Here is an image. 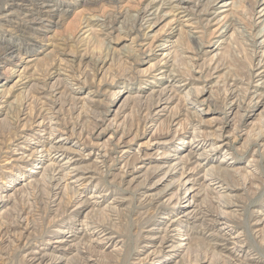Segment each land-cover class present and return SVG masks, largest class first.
Masks as SVG:
<instances>
[{"label":"rangeland","instance_id":"obj_1","mask_svg":"<svg viewBox=\"0 0 264 264\" xmlns=\"http://www.w3.org/2000/svg\"><path fill=\"white\" fill-rule=\"evenodd\" d=\"M152 1V14L141 20L140 13ZM175 1L0 0V192L4 195L3 187H15L8 188L13 194L8 201L0 202V264H29L27 251L50 246L48 242L63 230L60 228L69 233L72 222L79 227L73 218L84 216L112 224V235L125 247L123 252L95 247L90 252L92 264H177L174 260L178 264H224L227 258L219 255V248L197 226L188 229L189 246L176 258L164 252L163 257L142 260L143 245L159 236L153 234L163 226L159 221H165V216L175 218L179 209L147 208L150 206L143 203L145 194L163 189V183L153 184L166 170L157 169L159 157L166 155L169 161L190 152L202 163L208 161L205 169H213L212 173L226 175L233 169L231 173L239 174L227 177L228 184L239 187L233 200L242 206L239 214L232 213L241 220L231 229L234 234L244 231V252L257 259L252 264H264V231L253 228L255 217L264 212V141H255L258 134H264V98L256 95L264 92V13L260 12L264 5H257V0ZM227 1H234L233 7L222 6ZM28 8H34L29 15L25 13ZM163 86L171 87L169 103H162L167 108L151 119L147 116L155 111V100L147 94ZM186 98L188 103H184ZM232 102L240 104L238 113L246 123L263 109L261 119L230 134L220 153L202 159V150L215 141L211 138L205 147L195 146L190 141L193 130L199 129L202 137L211 136L212 130L200 127L199 122L224 116ZM50 111H57L64 135H50L35 126ZM98 119L101 133L95 127ZM123 134H127L126 140L133 139L119 146ZM37 136L44 144L46 139L53 142L66 136L65 147L82 152V158L75 154L74 164L88 167L85 176L94 179L78 187L83 191L80 197L75 199L74 191L62 188L54 198L53 186L44 182V176L36 175L29 187L21 186L32 169L39 171L47 164L36 163L43 159L38 152L40 142L34 143ZM24 138H29V145L23 143ZM163 142L167 144H160ZM92 144L106 149L109 157L102 163L95 162L94 154L99 151ZM91 149L89 159L86 154ZM121 150L128 151L126 157ZM141 150L148 151L151 158L138 168L133 156ZM23 151H34L35 158L28 163L7 159ZM224 153L230 159L221 162ZM254 175L258 181L251 180ZM143 184L151 186L141 189ZM95 187L104 195L103 202L98 199L99 208L71 213ZM187 194L186 189L179 190L177 206L185 203ZM205 196L204 205L216 209L214 194ZM113 199L116 215L107 217L102 208ZM69 257L72 264H81L77 256Z\"/></svg>","mask_w":264,"mask_h":264},{"label":"bare ground","instance_id":"obj_2","mask_svg":"<svg viewBox=\"0 0 264 264\" xmlns=\"http://www.w3.org/2000/svg\"><path fill=\"white\" fill-rule=\"evenodd\" d=\"M167 1L171 2L172 0H167ZM187 1H189V0H187ZM234 1H231V2L227 1L222 6L233 7ZM154 2L155 1L150 2V4H152V5H150V6L147 5L146 8L143 10V12L140 13L141 14L140 15L141 20L148 19V17L152 14V13H149V10H150V8H152L154 6L153 5ZM164 2H165V0H160L161 4H163ZM175 2L180 3V2H184V1L176 0ZM258 4L264 5V0H257V5ZM231 7H229L228 9H223V11L224 10H230ZM262 7L263 8L261 9L260 12L264 13V6H262ZM177 8H179V7H177ZM33 10H34V8H32V9L28 8L26 10L27 12H25V13L28 14L29 12H31ZM138 13H139V11H138ZM28 15H27V17H28ZM225 17H227V14L224 15L222 18H225ZM262 30L260 31L261 33H262ZM166 54H168V53H166ZM166 54H164L163 56H167ZM163 66H165V65H163ZM261 67H263V66L261 65L260 69H261ZM158 73H159V75L162 74L163 70L162 69L159 70ZM157 76H158V74H157ZM158 77L162 78L161 75ZM170 88L171 87H167V86H163L162 88H155V89H152L149 92V94H147V97H148V95L152 96V97H154V100H155V103L153 106L154 107L153 110H155V111H152V114L150 116H147V117L152 119L153 118L152 115L158 116V115H160V112H162L163 110H165L167 108V105H164L161 107V104L162 103H169V101H167L168 100L167 97L169 95L168 92L171 90ZM256 95L259 96V99L264 98V92L263 93L260 92ZM169 98H170V96H169ZM149 99H151V98H149ZM193 101L200 103V101L196 98L193 99ZM257 102L259 104L261 101H257ZM184 103H188L187 98L184 101ZM201 103H202V101H201ZM50 105H52V104H50ZM239 108H240V104H236V102H232L231 106L228 108L227 114H224V116L223 115H222V117H221V115H219V116L217 115L216 117L212 116L209 119H205V120L200 121L198 124L200 127L201 126H207V127H209V129L212 130L211 132H209L212 134V135L210 134L211 136L208 135V137H202L203 134L201 131H198L199 129L196 131L193 130V132H192L193 134L192 135L190 134L192 136L190 141H192L193 143H196L195 146H197L200 143L203 145L202 147H205L204 145L211 138L214 139V141H215L212 144H209L210 147H208L207 150H204L205 148L202 150V153H201V155L203 156L202 159L209 160L213 155L220 153V151L225 146H227V142H225L224 140H226V138H228L230 134L235 135L236 132H241L244 129V128H242L244 125H255V123L257 121L254 119L257 118L259 120V118L261 117L260 115H262L263 109H264L263 108V109H260L259 111H257L255 113L254 118L251 117V120L250 121L248 120V122L246 123L245 122L246 120L244 121V119L242 118V114H239L240 112L238 113V111L240 110ZM223 113H226V111ZM48 114L49 115L51 114V115L49 117L47 115L46 118H42L41 120H39L35 124L37 129L39 131L48 130L50 132L49 133L50 135H53L55 132H58L61 135H64L65 133L63 132V130L61 131V128L59 126V122L57 121V115H58L57 111H52V112L50 111ZM46 119H47V121H45ZM100 120H102V119H100ZM22 127H23V125H22ZM24 127H25V124H24ZM95 127H98V128L100 127L99 119H98V122H95ZM230 127H231V129H230ZM102 129L103 128H101L99 130V133L103 132ZM229 130H232V131L230 132ZM126 131H127V129H126ZM184 133H187V132L182 131L181 134H184ZM233 133H235V134H233ZM126 137H127V134H123L122 136L119 135V139H118L119 146H120V144H122V146H125L131 142V139H133L131 137V138L126 140L125 139ZM34 139H35V142H34L35 144L40 142V148H39L38 152L39 153L41 152V154L39 156L43 157V159L41 158L42 160H39L38 158H36V160L38 159L36 163L37 164L38 163L44 164L45 162H47V164H45L43 167L40 166L41 169L39 171H34L35 169H32L29 172L30 174H28L27 177H25V179L23 180V181H25V183H22L21 186L29 187L32 184V182H35L37 180V179H35L36 175H38V177L44 176V179H45L44 182L47 181L48 184L53 186L51 189V191H52L51 195H53L54 198L57 197L62 192V188H63V190L64 189H71L72 191H74V193L72 195L75 197V199L77 197H80L81 193L83 191H81V192L78 191V187L81 186L82 184H84L85 181H87L88 179H90V180L94 179V177H92V176L91 177L85 176L88 172H90L88 167L78 166V165L74 164L75 160H76V159H74L75 154H77V155H79V157H81L82 152L77 151L78 149L69 150L68 148H66L65 144H66L67 139H68L66 136L65 137L60 136L57 140H55L53 142H49V141H47L48 139H46L45 144H44V141L43 140L41 141V139L38 136L35 137ZM233 139H235V137H233ZM255 141L256 142L257 141H264V134L263 135L258 134L257 137L255 138ZM23 143H25L26 145H29L30 144L29 138L28 139L24 138ZM47 144H48V146H47ZM160 144L166 145L167 143L163 142ZM149 145H152V144H149ZM90 146H91V148H94L97 146V144L96 145L92 144ZM100 146H102V145H100ZM103 147H105V146H103ZM20 148H22V147H20ZM177 148H180V147H177ZM95 149H97L99 151L96 153L94 152L95 153L94 155H96L95 157L97 158V161H95V162L102 163L104 161L105 157H109L105 148L101 149L99 147H96ZM92 150L93 149L88 151L86 154L87 156H89L88 157L89 159L92 155V153H91V152H93ZM180 150H182V149H180ZM68 152H73L74 154L69 156L70 154H68ZM121 152L123 153V157L127 156V152H128L127 150H121ZM15 154H19L18 155L19 157H17V156L13 157V155H15ZM34 154H35L34 151L30 152L29 154H25L24 151L20 152V153L14 152L12 155H9L7 157V159L12 158V160L24 161V162L27 161V163H28L29 162L28 160L35 158ZM226 154H228V153L223 154L221 162H224L225 159H227V160L230 159L226 156ZM196 156H195V154H193V152H190L187 155H183V156L177 155L176 157H170L169 161H166V155H161V157H159L160 158V164L158 165L157 169L164 168L166 170H165L163 176L161 178H159L153 184L157 185V184L163 183V189L160 192L155 193L154 195L145 194V196H144L145 198L143 199V203H145V206H150L147 208H154L155 207V209L158 208V209L164 210V209L169 207V208L173 209L174 211L176 210V207L177 208L179 207V209L177 210L178 212H177L175 218L172 216H169V217L165 216L164 217L165 221H159L161 223L163 222L162 223L163 226H158L157 229L153 230V234L156 233L159 236L158 237L157 236L150 237L149 238L150 241L148 243H146L145 245H143V248H144L143 252L145 254H144V257L142 260L148 261V260H151L153 258H158V257L162 256V253H164V252H167L166 253L167 255H169V256L173 255L176 258L180 254H182L183 251L189 246L188 245V243H189L188 229L193 227V226H197L200 229H202V231H205V233L207 234L206 235L207 241H209L210 244L213 245L214 247L219 248V250H220L219 255H221V257H223V258H227V260H225L224 264H252V262H254L257 259L251 257V253L247 254L244 252L243 247L245 244V242H244L245 239L244 240L242 239V237L244 236V231H238L237 233L234 234L232 232V229H231L236 224H238V221L241 220L238 217H236L235 215L239 211H241L240 209L242 208V206L239 205L235 200H233L236 198V197L234 198L233 193L239 187H237L233 184H228V181H227L228 178L227 177H229V176L232 177L234 175L238 176L239 174L236 173L235 170H234L235 172H233L235 174L231 173L233 171V169L228 170L230 174L228 173V174L224 175L221 172L220 173L214 172L215 173L214 174V173L210 172V170H213V169H211V168L205 169V167H206L205 165L208 164V161H206L207 162L206 164L202 163L201 159H199ZM148 158H151L148 151L142 152V150H141V152H137L136 155L133 156V160L136 161L137 163H139L138 168H141L143 165H145L144 163L147 162V160H149ZM166 163H167V165H166ZM192 163H194V165ZM230 163H232V161L227 163V165H229ZM225 164H226V162H225ZM37 166H35V168ZM218 168L221 170L220 167H218ZM225 169H226V167H225ZM248 172H250V171H248ZM34 173H35V175H32ZM251 180L258 181V178L254 175V176H251ZM256 186L254 184L253 188L255 189ZM144 187L149 188L145 184H143L141 189H144ZM8 188H11V190H14L15 187H11V186H7L5 188L3 187V190L5 191L6 194L3 195L0 192V202L8 201V199L10 198V195H13L10 193L11 190ZM182 188L186 189V191H188V194L186 195L185 203L183 205L177 206L178 201H179L178 193H179V190H181ZM101 191L102 190H100L99 188H96L95 191H93L87 198L83 199L79 204H77V206H75L74 209L71 210V213L83 211L85 208H88V207H91V209L92 208H95V209L99 208L100 203H98V199L102 198V202H103V198H104V195L100 194ZM207 192H209L210 194H214V198H217L216 200H214V198H213L215 204L218 206V207H216V209L214 208V210H212L213 207H211V210H210V208H207L206 205H204L205 204L204 200L206 197L205 195H207ZM115 204H116V200L113 199V201L111 203L105 204V206L102 208L106 211L105 213H107V217L116 215ZM221 209H223V210H221ZM232 213L233 214L235 213V215H233ZM166 214L168 215V213H166ZM74 215H76V214H74ZM83 218L84 219L81 218V220H79L76 217L73 218L74 221L77 222L76 224L79 227L76 229L74 227L75 222H72L71 224L68 225V229H70L69 233H67L68 231L64 230V228H60L63 230H58V232H59L58 235L54 236V238L48 242L50 244V246H48V247L46 246V247H42V248L36 247V248H33V249L27 251L25 253V258L28 261V263L29 264H72L73 260L69 256L75 255L80 259L81 264H92L91 255L93 252L91 254H90V252L95 247L101 248L103 251L112 247V251L123 252V250L125 248L124 242H122L121 239H116V237H114L112 235V230H113L112 224L111 225H109V224L105 225L99 221H95L93 219H87V217H85V216ZM60 221H62V219ZM110 221H112V220H110ZM73 227L75 229H73ZM255 227H258V228H256V231L257 230L260 231V229L262 231H264V212L262 214L259 213V215H257L255 217L253 228H255ZM159 233H161L162 235H160ZM260 235H261V233H260ZM261 237H262V235H261ZM118 245H120V246H118ZM166 247H167V251H164L165 250L164 248H166ZM246 252H248V251H246ZM223 253H225L226 256ZM242 253H245V254H243L244 257H242V255H240ZM136 260H138V259H136ZM174 261L177 264L179 263L178 260L177 261L174 260ZM180 264H183V262H181Z\"/></svg>","mask_w":264,"mask_h":264}]
</instances>
